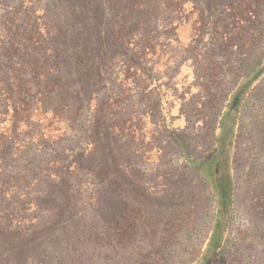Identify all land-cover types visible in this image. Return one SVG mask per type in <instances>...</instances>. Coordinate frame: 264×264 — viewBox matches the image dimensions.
<instances>
[{"label": "trees", "instance_id": "trees-1", "mask_svg": "<svg viewBox=\"0 0 264 264\" xmlns=\"http://www.w3.org/2000/svg\"><path fill=\"white\" fill-rule=\"evenodd\" d=\"M51 2L0 0V242L38 264L48 248H88L93 224L76 219L96 212L105 183L130 187L139 216L165 223L178 192L146 188L120 151L136 148L157 117L161 143L216 203L189 264H264V235L235 225L238 147L247 120L264 118V0H65L67 24L52 18ZM63 32L79 36L72 48L58 42ZM84 111L91 138L75 154L65 140ZM201 132L209 149L197 159ZM250 168L251 206L264 221V164Z\"/></svg>", "mask_w": 264, "mask_h": 264}, {"label": "rangeland", "instance_id": "rangeland-1", "mask_svg": "<svg viewBox=\"0 0 264 264\" xmlns=\"http://www.w3.org/2000/svg\"><path fill=\"white\" fill-rule=\"evenodd\" d=\"M66 6L65 0L55 2L52 0L51 8L55 12L52 13L54 14L52 18L67 24L69 21L64 18ZM78 39L79 36H75L74 32H63L58 42H63L60 43L63 48H69V45L72 48L73 43ZM71 51L72 49H69V52ZM80 88L79 84H75L76 91ZM80 93L74 94L75 102L81 98L82 89ZM258 104L263 105L264 98L258 101ZM86 113L89 112L86 111ZM86 113L83 112L81 120L83 123L82 127H79V133H75L73 139L65 140V145L73 147L71 150L75 154L86 149V145L82 146V144L91 138L90 132L84 133L83 131L89 123V114ZM144 123L146 128L141 135L143 139L140 144L135 146L136 148L128 143L122 145L120 150L122 161L125 165L139 169L137 171V175L140 176L138 182L146 188L177 191L176 197L180 205L178 212L175 214L169 211L165 215V221H168V224L165 222L160 226L152 225L139 216V210L136 207L141 203L138 201L133 203V197L129 193L130 187H125V192L120 194L114 186L105 183L98 193L99 207L96 212L76 219H88L93 224L91 227V234H94L92 244L82 250L60 247L58 251H55V248L54 250L48 248V253L45 255L48 264H189L201 249L212 226L216 203L207 186L196 176L195 171L184 167L174 153L175 148L161 143L166 133L164 130L159 132L156 128V124L161 123L157 117H151ZM246 125L247 129L244 130V139L238 147L235 164L237 180V221L235 225L239 233L246 227H250L258 228V234L263 236L264 227L260 228V226L264 221L260 219L261 214H258L251 206L255 192L253 191L254 179L251 174L253 172L250 167L259 168L264 164V118L259 117V122L254 121V123L247 120ZM204 134L201 132L199 137L196 136L195 148H191L193 156L197 159L206 154L209 149L207 140L203 137ZM252 148H258L260 160L255 161L257 150ZM85 159L81 160L84 164L89 162L88 158ZM257 173H260V169ZM189 186L190 190L187 192L186 189H189ZM260 190L264 191V185L260 186ZM91 192L92 187L89 193ZM134 199L136 201V198ZM93 203H95L94 200ZM165 205L167 206V203ZM97 220L99 223L95 225ZM0 236L3 237V234ZM263 246L264 244L257 246L256 251L260 252ZM52 252L58 257L55 262L52 261L54 259ZM13 253L0 242V264H38L36 261L26 263V258L18 257V250L16 255ZM37 253H39L38 250Z\"/></svg>", "mask_w": 264, "mask_h": 264}]
</instances>
